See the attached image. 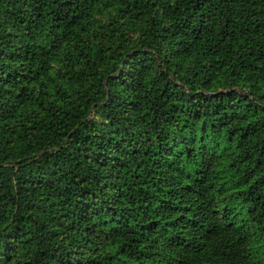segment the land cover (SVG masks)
Segmentation results:
<instances>
[{
	"label": "trees",
	"instance_id": "16d2710c",
	"mask_svg": "<svg viewBox=\"0 0 264 264\" xmlns=\"http://www.w3.org/2000/svg\"><path fill=\"white\" fill-rule=\"evenodd\" d=\"M0 264H264V0H0Z\"/></svg>",
	"mask_w": 264,
	"mask_h": 264
}]
</instances>
